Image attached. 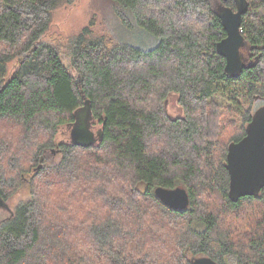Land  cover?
Returning <instances> with one entry per match:
<instances>
[{"label":"trees","instance_id":"obj_1","mask_svg":"<svg viewBox=\"0 0 264 264\" xmlns=\"http://www.w3.org/2000/svg\"><path fill=\"white\" fill-rule=\"evenodd\" d=\"M109 1L117 26L97 36L94 20L66 45L73 75L62 37L44 39L75 0H0V204L23 175L30 186L0 222V264H264V188L234 201L227 170L264 106V0H245L238 76L217 52L227 33L214 0ZM171 97L182 117L166 113ZM85 101L101 141L58 143ZM51 150L60 162L43 164ZM160 187H184L189 207L164 205Z\"/></svg>","mask_w":264,"mask_h":264},{"label":"water","instance_id":"obj_2","mask_svg":"<svg viewBox=\"0 0 264 264\" xmlns=\"http://www.w3.org/2000/svg\"><path fill=\"white\" fill-rule=\"evenodd\" d=\"M222 6V5H221ZM218 13V12H217ZM246 13L245 0H239L237 11L223 7L218 13L227 36L217 45V52L226 60V72L230 76H238L245 65L240 48L243 46L242 18ZM94 120L90 101L75 113V122L71 125V143L79 147H90L102 139V130L97 135L91 131ZM227 170L230 176V197L237 201L243 197L258 196L264 188V110H259L246 136L229 147L227 154ZM156 196L167 207L184 210L189 207V194L184 187L175 189L157 188ZM191 264H218L209 257H200Z\"/></svg>","mask_w":264,"mask_h":264},{"label":"rangeland","instance_id":"obj_3","mask_svg":"<svg viewBox=\"0 0 264 264\" xmlns=\"http://www.w3.org/2000/svg\"><path fill=\"white\" fill-rule=\"evenodd\" d=\"M221 8L222 6L219 0H214L215 11L219 13ZM94 20L96 24L95 31L97 36L104 34L106 29H109V27L111 30H113L117 26V22L112 11L111 2L109 0H75L74 4L64 6L55 12L49 36L44 39V43H53L51 39L52 34H58L62 37V40L60 41V52L62 54L64 63L69 67L73 75H77V73L70 66L72 60L67 55L66 45L71 38L76 37L84 29L92 25ZM120 34L123 35L124 40L137 45H142L143 41L140 40L141 36L138 34V32H133V30L131 32L121 30ZM242 52L243 50L240 51V55L243 58V61H246V58L244 59L245 54H243ZM218 101L224 102L222 98H218ZM260 105L262 104L260 103L258 105V108ZM165 110L171 118H179L183 116V111L174 97L169 98L165 102ZM258 110L263 111L264 106L261 109L259 108ZM91 126V131H93L96 135L97 132L100 131L102 128L97 120H92ZM71 130V126H62L61 128H59L56 141L58 143H70ZM60 160L61 154L53 155L51 150L47 151L44 154L42 163L55 165L58 164ZM21 181L22 185L18 192L14 196H12L7 202H5L4 204H0V222L10 217L12 213L16 210L18 205L25 202L29 198V178L23 175L21 177ZM227 264H237L236 259L230 257L228 259Z\"/></svg>","mask_w":264,"mask_h":264},{"label":"flooded vegetation","instance_id":"obj_4","mask_svg":"<svg viewBox=\"0 0 264 264\" xmlns=\"http://www.w3.org/2000/svg\"><path fill=\"white\" fill-rule=\"evenodd\" d=\"M246 60H247V59H246ZM247 61H248V60H247ZM244 63H245L246 66H248V64H247L246 61H244ZM56 150H57V149H56ZM56 150H52L53 155L58 154L57 152H59V151H56ZM59 155H60V154H59Z\"/></svg>","mask_w":264,"mask_h":264}]
</instances>
